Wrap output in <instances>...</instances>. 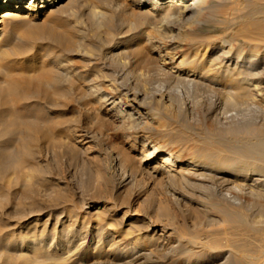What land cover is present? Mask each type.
I'll return each mask as SVG.
<instances>
[{"label":"rangeland","instance_id":"rangeland-1","mask_svg":"<svg viewBox=\"0 0 264 264\" xmlns=\"http://www.w3.org/2000/svg\"><path fill=\"white\" fill-rule=\"evenodd\" d=\"M115 1L63 0L43 13L28 11L24 0L14 18L5 21L0 39V151L23 147L35 173L24 180L17 171H0V264H35L38 260L43 261L39 264H78V252L93 258L107 252L113 242L112 250L122 247L130 224L140 228L134 234L140 233L142 238L160 235L165 240L173 233L172 244L178 237L183 243L200 235L204 236L202 243H209L216 234L235 231L237 243L254 249L264 260V194L256 195V188L252 193L247 187L235 189L241 180L230 183L225 173L218 174L223 178L214 183L212 177L199 174L198 167L187 164L191 158L231 160L239 155L235 150L239 142L252 139L260 126L264 128V65L259 69L260 95L249 93L252 105L244 108L224 100H235V79L213 83L210 77L200 78L189 88L183 80L175 81L172 72L185 54L188 63L193 58L199 63L205 56L202 62L208 65L207 61L221 53L215 46L234 30L244 27L258 32L261 14L228 24L225 18L243 15L248 9L228 15L233 2L214 0L218 7L207 11L200 23L176 25L171 31L162 23L158 25L159 16L147 18L133 31L111 20L94 31L92 10L118 20H134L136 13L152 12L150 6L138 8L131 0H120L124 12L123 8L117 11ZM70 41L79 44L73 54L63 50ZM156 45L164 46L162 53L169 51L174 61H163ZM14 47L21 52H13ZM47 52L61 55L65 63L80 71L73 102L56 109L20 106L10 113L5 104L13 98L9 82L19 79L21 85L22 77L26 80L41 69V54ZM89 84H94L93 91L89 92ZM102 94L120 97L140 114L134 113L130 120L118 118L109 102H98ZM57 97L62 100L65 96ZM20 119L30 125H21ZM143 140L156 143L164 152L179 154L182 162L164 164L159 155L138 163L149 149L143 147ZM210 201L219 204L212 206ZM225 201L230 202L232 207L226 204L230 209L243 213L248 223L256 222V228L240 225L231 229L229 219L219 210ZM98 226L104 228L100 239L96 236ZM68 231L82 235L64 246L62 238ZM88 234L95 236L89 238ZM81 240L85 242L76 252ZM98 241L101 247L93 253ZM205 252L191 260L183 253L167 259L160 253L157 256L171 264H214L221 257L216 253L211 258Z\"/></svg>","mask_w":264,"mask_h":264},{"label":"bare ground","instance_id":"bare-ground-1","mask_svg":"<svg viewBox=\"0 0 264 264\" xmlns=\"http://www.w3.org/2000/svg\"><path fill=\"white\" fill-rule=\"evenodd\" d=\"M23 1L24 0H0V8L2 9V13L0 14V24L3 25L2 27H0V39H1V35L4 33L5 21L14 18V16L17 14V11L22 8V5L24 3ZM121 1L120 0L115 1L114 6L117 11L123 8L122 10L124 12V3H122ZM132 1L134 5H136L138 8H142L144 6H150V8L148 9L149 11L152 10V12H146L144 14L136 13L134 15L137 16V19L134 20L123 19L122 16H121L122 19L118 20L117 18H115V16L112 18L109 15L112 18L110 19V17H108V15L102 11L90 10L91 11L90 20H91L92 29L98 32L103 27V25H105L107 22H110L111 20L113 24L119 22L120 25L122 24L126 26L128 31H133L139 25L143 24V22H147L146 20L147 18H150L151 16H153V18L159 16L158 25L162 23V25L167 30L171 31L177 28L176 25L183 26L195 22L200 23L201 18L207 13V11L216 9L218 7L217 4H214V0H131V2ZM62 2L63 0H26V3H28L27 6L28 11L43 12V13L48 12L54 6L59 5ZM231 2L235 3L236 5L234 6L233 3H231L232 5L230 6L233 7L230 8V12L227 13L228 15L234 14V12L239 10L241 11L244 8L248 9V11L240 16H232L225 18L226 23L228 24L234 22L236 23L237 21L243 20L245 16L251 18L256 13H259L261 14L260 15L261 19L258 18V20L260 22L262 21L259 25H257L256 28L259 31L257 32L256 30L254 31L253 28L246 29L244 27L234 30L233 33L227 35V37H225L222 40V43L215 46L217 47L215 48V50L218 48L222 49L221 53L219 52L220 54L216 55V57H214L213 59L211 58V60L207 61L208 65L202 62L205 59L204 58L205 56L201 57L199 63L192 61L194 58L190 61V63H188L187 59H185L186 57L185 54L180 59V61L177 64H175L176 71H172V72H174L173 78L175 81L182 82L183 80L184 83L189 88L192 87L194 84L199 83L200 78L206 79L210 77L211 82L214 83L219 80H225V78L231 77L236 80V84H233L234 86L233 89L235 91V100L231 101L232 99L229 100V97L228 98L225 97L224 100L226 101L227 104H230L231 106L244 108L245 106L252 105L251 100L253 99H251L249 95L251 94L252 96H256L257 93H258L257 95H260V92L262 90V86H261L262 82L259 76L260 75L259 69L262 68V66L264 65V0H231ZM26 17L27 15L25 16V18ZM144 34H146V32ZM146 39L150 40L151 37L147 36ZM119 45L120 44L118 41L115 48ZM77 47H79V44H77V42L73 43L72 41H70L64 45L63 50L67 54L70 53L73 54V51ZM155 48L157 49V52L163 61H166L167 58H169L172 62L174 61L175 58L170 55L169 51L162 53L163 51H165L164 46L156 45ZM11 50H13V52H18V53L21 52V49L17 47H14ZM113 53L115 54V51ZM5 54H8V51H6ZM106 54H108V52ZM41 55H43L42 58H40L41 59L40 64L42 66V67L40 66L41 69H38V71L36 70L32 75H30V77L26 76V80H24L23 77L21 78V76L19 77L21 78V80L23 79L22 83H26L27 87L26 85L21 86L22 83L20 85L19 79H16L18 83H16L15 79L14 81L11 80L13 82L12 83L13 85L11 84V82H9L8 87H10V89L8 87L7 88L13 94V98H11L10 101L6 102L5 104L10 108L9 111L10 113L11 112L13 113V109H16L20 106L25 107V109H28V107L56 109L69 105L71 101L73 102L75 89H76L75 81H77L76 79L78 78L80 79L81 77L79 76V74H81L80 71H75V68L73 66H71L67 62L65 63L64 60L61 58V55L59 54H53V52L52 53L47 52L46 54H41ZM180 74H183V77H181ZM198 74H200L199 77L197 76ZM90 84H89L90 87H88L89 92L93 91L94 88L93 87L94 84L93 86H91ZM118 91L119 93L122 92L120 90ZM252 91H256V94L255 95L252 94L253 93ZM96 93L98 95L99 92ZM58 95L65 96L63 98L64 100L59 99V97H57ZM98 99H99L98 102L102 104L104 103L105 105L106 103L109 102L108 104L111 106L110 109H112L113 112L116 113L118 118L122 117V120H124V117H127V119L130 120L131 117L134 115V113L140 114V111H138L136 108L128 106V104H124L120 97L116 98L110 94H102L99 96ZM10 116L12 117V115ZM134 120H138V119H134ZM132 122L134 123L135 126L137 125L135 124L137 121L136 122L132 121ZM24 123L29 124L30 121H27L25 119L23 120L20 119V124L22 125ZM29 125H27V127ZM258 132L259 133H257L255 137H253L252 139L251 137H247L245 140H243V142H239V144H237L235 150L236 153H238L239 155L231 160H227V161L224 160L223 162H221V161H213L214 159L213 160L207 159V157L206 158L203 157L202 159L191 158L189 161H187V164L193 167H198V170H200L199 174L203 176L208 175L207 177H209V179L210 177H212L214 183L215 180L217 181L218 178H223V176L219 177L218 174L220 173H225L228 176L227 179L225 178V180L229 181L230 183L232 181L234 182L239 179L242 181V183L241 181L240 184H238V182L237 184L234 183L235 185L233 187L235 189L238 190V188L236 187H243L241 189L247 187L245 188V190L249 189V191H251L252 193V191L255 190L254 188H256L258 192L256 191L255 194L260 196L264 194L261 193L264 192V128L260 126ZM147 140H143V147L147 145L149 148L148 152L147 154L142 155V158L138 161V163L149 161V159L152 158H157L159 155H162V163L164 164H171L172 166H176V163L182 162L179 154L172 151L164 152L159 145H157L154 142L153 144L148 143ZM9 149L7 147L6 149L0 151V171L8 173L14 170L17 171L24 180L31 179L35 173V169L27 162V158H26L27 152L24 151L23 147L11 151ZM161 166H163V164H161ZM172 170H174V167H172ZM227 200H229V198ZM237 201L238 200H235V202ZM229 203H226L225 201V205H223V207H220L219 210L224 213V216L227 219H229L228 221H230L231 229H235V228L237 229V227H239L240 225L242 226L245 225L246 229L247 227L250 229L256 228L255 227L256 222L248 223V221L243 217L244 216L243 213L241 215V213L237 211L238 209L236 210L233 208L230 209V207L232 206ZM218 204L219 203L213 201H210L209 203V205L212 206L213 205L218 206ZM226 204H229L228 206L230 207L226 206ZM98 227L97 230L99 234H97L96 236L99 237L100 239L101 235L103 234L104 228L100 226ZM71 231H68L63 235L64 236L62 238L63 242L61 243L64 246L65 245L68 246L72 242L75 236L82 235L80 231H74V232ZM135 231H140V228L137 227L133 228V226L130 224V226L126 229V236H125L126 238L124 237L125 241L121 240L123 241L122 242L123 246L120 247L118 245L119 247L116 250H112V248H110V246L114 245L113 243H115L112 241L113 242L111 243L112 245L107 247V252L97 253L94 256H92L93 258H90V256H88L85 253L78 252V256L76 255L79 259L78 264H171L161 261L160 257L157 256V254L160 253L163 258L167 259L170 256L176 254H180L181 256V254L183 253L186 255V259H190V258L197 259L198 256L205 251H207L205 253H207V255L210 256L211 258H215L216 253L218 254L221 253V257L219 259H216L217 261L215 260L214 264H261V262L259 261L260 257L258 253H255L253 247H252L253 250H250L245 246V244L242 245L237 243V240H235L236 237L235 238L233 237V235H235L234 233L235 231L233 232L234 233L233 234L230 233L231 231L230 230L228 232L229 235L225 231H224V235L221 233L217 236L216 234V236L212 240H210L209 243L207 241H205V243H202L203 241L201 238L204 236L200 238L201 235L196 236L195 239L192 238L183 243L180 237H178L176 244L171 243L172 242L171 237L174 236L173 233H169V238L162 240L161 238H159L160 235L158 237H155L154 235H149V236L144 235V237L142 238V236H138L140 233L137 232L138 234H134ZM43 236L44 235H41V237ZM88 236L89 238H92L95 235L92 236L91 234H88ZM206 236L207 235H205V237ZM84 242H85L84 240L83 241L81 240V242L78 244L80 246L75 248V250L77 249L76 252L81 249L80 247ZM118 243H120V241H118ZM98 247H101L99 241L98 243H96V246L92 252L95 253L97 249H99ZM262 257L264 258V256ZM42 262L43 261L38 260L35 262V264H39ZM74 263L72 262L71 264Z\"/></svg>","mask_w":264,"mask_h":264}]
</instances>
